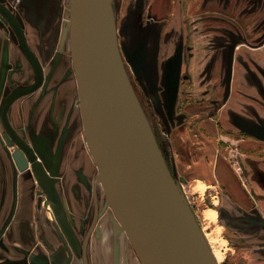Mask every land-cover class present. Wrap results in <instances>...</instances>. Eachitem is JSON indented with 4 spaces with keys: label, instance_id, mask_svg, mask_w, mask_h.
<instances>
[{
    "label": "crops",
    "instance_id": "crops-1",
    "mask_svg": "<svg viewBox=\"0 0 264 264\" xmlns=\"http://www.w3.org/2000/svg\"><path fill=\"white\" fill-rule=\"evenodd\" d=\"M0 1L15 14L47 78L44 86L10 104L7 119L30 146L40 139L44 150L54 147L55 151L58 141L60 145L68 143L82 129L69 49L65 43L60 44L59 18L65 0ZM204 1L150 0L147 9L149 16L166 19L157 23L162 28V34H158L162 39H157L161 43L154 67L163 93L167 94L169 87L174 91L168 119L169 153L181 176L222 189L221 204L225 205L227 219L251 221L247 226H251L250 231L257 234L262 246L264 19L254 22L259 26L254 37L248 36L250 33L237 35L235 25L222 19L200 18L204 12L218 10L215 0L201 4ZM227 3H223L227 10L243 9L249 4L251 10L264 11V0ZM186 44L190 52L181 51L176 57L178 64L173 66L176 48ZM57 49L59 54L55 56ZM156 72L151 84L156 83ZM184 73L189 76L188 82L181 80ZM33 81L32 66L13 30L0 16V106L15 87H25ZM159 98L165 101V95ZM72 147L71 154H77L76 167L90 180L92 156L81 141H73ZM15 148L0 120V264H70L73 253L52 220L45 198L37 193L40 183L31 163ZM54 151L47 157L50 167ZM230 152L239 157L243 179L231 167ZM42 162L49 172L51 169ZM69 187L75 203L83 204V184L75 181ZM118 247L113 243V249L119 251Z\"/></svg>",
    "mask_w": 264,
    "mask_h": 264
},
{
    "label": "water",
    "instance_id": "water-1",
    "mask_svg": "<svg viewBox=\"0 0 264 264\" xmlns=\"http://www.w3.org/2000/svg\"><path fill=\"white\" fill-rule=\"evenodd\" d=\"M0 14L13 28L35 73L31 85L14 88L3 100L0 120L6 134L31 163L48 193L59 228L77 251L75 235L55 188L59 147L48 174L39 159L49 157L41 140L30 146L7 119L10 104L38 89L45 77L14 15L2 4ZM64 19L68 20V31L64 30L60 43L68 35L82 128L98 168L95 184L101 183L140 264H214L123 66L112 0H69ZM94 226L93 221L87 235ZM87 243L84 241L80 248L82 264H88Z\"/></svg>",
    "mask_w": 264,
    "mask_h": 264
},
{
    "label": "rangeland",
    "instance_id": "rangeland-1",
    "mask_svg": "<svg viewBox=\"0 0 264 264\" xmlns=\"http://www.w3.org/2000/svg\"><path fill=\"white\" fill-rule=\"evenodd\" d=\"M149 1L112 0L119 53L133 91L149 123L165 163L187 201L189 211L203 236L214 264H264V244L261 246L258 243L259 237L250 231L251 226H247L251 221L246 218H236L232 221L227 219V211L223 209L225 205L221 204V200L224 199V196H220L222 189L219 190L216 186H209L200 180H189L175 170L174 158L169 153L170 121L168 120L172 113L174 91L173 87H169L167 94L163 93V86L159 82L158 73L154 67L158 45L161 43L157 39H162V35H158L160 32L162 34V28L157 23L164 22L166 19L158 20L153 16H149L147 10ZM208 1L205 0L201 4L204 3L205 5ZM228 1L239 5L250 0H215L218 10H215L214 13L204 12L200 18L204 21L213 20L214 18L222 19L226 24L235 25L237 35L250 33L248 36L254 37L259 30V26L255 25L254 22L258 23L259 20L264 19V11L251 10L252 7L248 6L249 4L245 6L246 9L227 10ZM64 2L59 18L60 39L64 30L68 31V20L64 19V15L68 9L69 0ZM223 3H227V5L224 6ZM172 17H174V13ZM239 22H242L241 26H238ZM259 38L257 37L256 40H259ZM64 43L69 49L68 35L65 37ZM189 47L186 44L183 48H176L177 52L174 53L173 51L172 59L176 60L181 51L190 52ZM148 59L150 60L149 64ZM175 64H178L177 60L176 62L173 60V66ZM155 72L157 73L156 83L151 84V81L154 82L155 80ZM185 74L187 73L183 74L181 80L188 82L189 76L185 77ZM161 95H165V101L159 98ZM75 140L81 141L87 153L92 156L82 128L80 133L68 143L63 141L55 173L57 190L70 219L77 242L76 256L72 258L70 264H82L80 248L86 240L89 249L88 264H140L127 235L111 210L102 186L100 184L96 186L95 184L98 168L93 156L94 166L90 180L82 170L76 167L77 154H71L73 152L72 143ZM53 149L49 148L50 155L54 151ZM229 156L231 167H234L236 173L243 179L239 172L240 169L237 168V163L233 161L237 155L230 152ZM39 159L44 161L47 169H51L49 158L40 157ZM69 171H71L70 175ZM48 174H50V171ZM75 181H80L85 188L86 197L84 196L83 204H77L75 199H72L69 186L73 185ZM243 184H246V182L243 181ZM37 190L41 191L42 196L47 200L46 203L51 212L52 220L57 224L48 202V193L42 184L38 186ZM93 221L95 226L91 233L87 235ZM113 243H116V247L119 245V251H116L117 248H112Z\"/></svg>",
    "mask_w": 264,
    "mask_h": 264
},
{
    "label": "flooded vegetation",
    "instance_id": "flooded-vegetation-1",
    "mask_svg": "<svg viewBox=\"0 0 264 264\" xmlns=\"http://www.w3.org/2000/svg\"><path fill=\"white\" fill-rule=\"evenodd\" d=\"M20 0H16V2H19ZM0 4H2L3 6H5L13 15H14V17L16 18V16H15V14L13 13V11L12 10H10L4 3H2L1 1H0ZM0 16L1 17H3L1 14H0ZM3 19H5L4 17H3ZM6 20V19H5ZM16 20H17V22H18V19L16 18ZM7 21V20H6ZM7 23H8V21H7ZM19 23V22H18ZM9 24V23H8ZM19 25H20V23H19ZM9 26L11 27V25L9 24ZM21 27V26H20ZM11 29L13 30V28L11 27ZM22 29V28H21ZM22 31H23V29H22ZM13 32H14V30H13ZM14 34H15V32H14ZM23 34H24V32H23ZM15 36H16V34H15ZM25 36V35H24ZM16 38H17V36H16ZM17 41H18V39H17ZM19 43V42H18ZM22 51V50H21ZM59 50L57 49V51H55V56H57L58 54H59V52H58ZM185 53H187V51L185 50L184 51ZM25 56V55H24ZM26 58V57H25ZM28 61V60H27ZM29 62V61H28ZM31 65V64H30ZM43 70V69H42ZM34 71V70H33ZM44 77H45V79H44V82H43V84L40 86V87H42V86H44L45 85V82H46V76L44 75ZM185 77H188L187 76V74H185ZM34 80H35V73H34ZM34 82V81H33ZM32 84V83H31ZM30 84V85H31ZM27 86H29V85H27ZM26 87V86H25ZM39 87V88H40ZM16 88V87H15ZM18 88H21V87H18ZM38 88V89H39ZM14 90V89H13ZM6 98V97H5ZM4 98V99H5ZM3 102V101H2ZM2 104V103H1ZM5 131V130H4ZM6 133V132H5ZM7 135V134H6ZM19 135V134H18ZM8 136V135H7ZM20 136V135H19ZM9 137V136H8ZM10 139V138H9ZM11 140V139H10ZM12 141V140H11ZM13 143V142H12ZM14 144V143H13ZM61 141H58V145H57V147H56V149H55V151H54V153L57 151V148L59 147V154H60V151H61ZM42 147H43V145H42ZM16 149V148H15ZM46 151V150H45ZM48 154H50L48 151H46ZM54 153H53V155H54ZM53 155H52V159H53ZM44 158H47V157H44ZM58 158H59V156H58ZM235 158V160H233L234 162H236L237 163V167L238 166H240L239 167V169H240V174H241V176L244 178V171H243V168H242V166H241V164L239 163V157L238 156H235L234 157ZM52 161V160H51ZM58 161V160H57ZM43 163V162H42ZM44 165V164H43ZM243 172V173H242ZM56 178H55V188H56ZM41 184V183H40ZM39 184V185H40ZM56 191L58 192V190H57V188H56ZM37 193H38V195H42V193H41V191H39V190H37ZM58 195H59V192H58ZM59 197H60V195H59ZM60 200H61V198H60ZM46 202H47V200H46ZM48 202H49V199H48ZM61 202H62V200H61ZM62 204H63V202H62ZM63 207H64V205H63ZM64 209H65V207H64ZM65 212H66V210H65ZM66 215H67V212H66ZM67 217H68V215H67ZM68 219H69V217H68ZM69 222H70V219H69ZM70 225H71V222H70ZM71 227H72V225H71ZM72 230H73V228H72ZM63 234V233H62ZM64 236V235H63ZM64 238H65V236H64ZM65 240H66V238H65ZM67 241V240H66ZM68 244V246H69V248H70V250H71V252L73 253V257L74 256H76V252H75V250H73V248L69 245V243H67ZM80 256H81V254H80ZM87 256H88V247H87Z\"/></svg>",
    "mask_w": 264,
    "mask_h": 264
},
{
    "label": "bare ground",
    "instance_id": "bare-ground-1",
    "mask_svg": "<svg viewBox=\"0 0 264 264\" xmlns=\"http://www.w3.org/2000/svg\"><path fill=\"white\" fill-rule=\"evenodd\" d=\"M97 177H98V176H97ZM56 182H57V180H56ZM98 184H100V185H101V183H97V184H96V186H97ZM101 186H102V185H101ZM96 188H97V187H96ZM99 188H100V187H99ZM95 190H96V189H95ZM96 192H97V190H96ZM108 203H109V202H108Z\"/></svg>",
    "mask_w": 264,
    "mask_h": 264
}]
</instances>
